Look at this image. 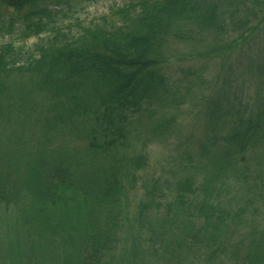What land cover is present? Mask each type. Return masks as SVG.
<instances>
[{"label": "trees", "instance_id": "1", "mask_svg": "<svg viewBox=\"0 0 264 264\" xmlns=\"http://www.w3.org/2000/svg\"><path fill=\"white\" fill-rule=\"evenodd\" d=\"M76 1L0 0V8L15 11L39 2L50 3L20 23L0 14V38L12 37L18 31L20 41L18 45L13 41L0 45V115L13 109L15 102L27 99L34 120L42 114L35 127L43 128L32 137L33 150L27 162L20 166L14 162V166L13 152L0 153V202L15 203L23 197L30 206L18 209L22 226L31 229L29 235L36 234L47 245L60 238L65 251L87 252L85 264H100L118 242L119 230L125 228L124 188L133 189L135 175L148 165L144 155L131 154L135 128L143 127L142 120H146L155 139L168 134L174 125V118L167 119L162 113L164 107L172 109L176 97L169 93L162 72L167 63V41L188 42L204 33L219 35L225 30L227 11L236 9L232 0H135L112 10L109 18L85 27L77 25L79 35L71 37L54 26L53 18L63 6L71 7ZM258 11H264V2L259 3ZM44 34L46 39L40 38ZM29 39H36V43L27 49L24 45ZM263 132L264 110L248 120L239 119L220 146L221 155L217 153L211 161L216 170L200 186L204 201L190 213L186 205L187 196L195 195L193 182H177L176 205L172 206L175 213L167 215L160 227L171 224L169 217L187 215L193 218V226L200 224L198 229L201 224L203 229L209 226V243L221 229L232 233L244 226L242 210L228 222V215L213 206L220 197L213 198L212 190L216 184L223 185L221 177L234 170L238 156L250 147L264 146ZM263 158L264 152L261 161ZM6 163L9 166L4 174ZM157 189L154 186L147 195L149 201L139 219L152 211L150 207L156 210L152 218L159 214L163 195ZM187 230L189 226L183 233ZM199 234L191 230L186 241L196 244ZM246 240L243 255H239L240 246H230L233 263L263 264L264 230L257 234L252 229ZM227 253L224 242L204 254L203 261L221 264Z\"/></svg>", "mask_w": 264, "mask_h": 264}, {"label": "rangeland", "instance_id": "2", "mask_svg": "<svg viewBox=\"0 0 264 264\" xmlns=\"http://www.w3.org/2000/svg\"><path fill=\"white\" fill-rule=\"evenodd\" d=\"M134 1L77 0L71 7H62L53 18L54 26L64 34L77 37L79 25L85 27L101 18H109L112 10ZM261 2L264 0H232L236 12L227 11L225 30L219 35L204 33L188 42L167 41L164 50L167 63L162 72L168 80L169 93L174 92L176 97L172 109L164 107L162 113L167 119L173 117L174 125L168 134L155 139L150 136V124L146 120H142L143 127L135 128L130 141L131 154L144 155L148 165L135 175L133 189L124 188L121 201L125 228L119 230L118 242L103 255L100 264H211L203 261L204 254L212 253L224 242L228 253L222 257L221 264H234L230 246H240L238 252L243 255L251 230L257 234L264 230V158L260 159L264 146L261 145L254 149L248 147L247 153L238 156L234 170L226 174L228 178L221 177L223 185L216 184L212 190L213 198L220 197L213 206L228 215V222L242 210L244 226L234 227L232 233L221 229L209 243L206 242L212 232L209 226L203 229L201 224L198 229L200 224L193 226V218L187 215L169 217L167 221L171 224L166 223L164 229L160 227L167 215L175 213L172 206L176 205L174 196L178 193L174 187L177 182L185 179L193 182L195 195L187 196L186 205L192 213L205 199L200 186L211 171L216 170L211 161L221 153L219 149L225 138L232 134L239 119L248 120L264 110V11H258ZM49 4L39 2L20 11L1 7L0 14L20 23L26 15L43 10ZM246 19L247 24H241ZM45 36L40 38L46 39ZM11 41L20 44L18 31L12 37L0 38V45ZM35 43L36 39H29L24 46L30 49ZM180 98L181 105L178 104ZM28 103L27 99L15 102L13 109L0 115V153L13 152L12 165L27 162L33 150L32 137L43 130L40 125L35 127L42 114L34 120ZM153 116L156 119L157 115ZM262 136L264 140V132ZM144 141L146 145L142 147ZM7 166L8 163L4 164L2 173L6 174ZM154 186L163 195L159 200L160 212L152 218L156 210L150 207L152 211L141 220L139 215L148 204L147 195ZM21 206H30L23 197L15 203L0 202V264H85L88 253L65 251L60 238L47 245L36 234L29 235L31 229L21 224L18 209ZM186 226L189 230L183 233ZM191 230L200 232L199 241L193 245L186 241ZM177 257L182 260L177 262Z\"/></svg>", "mask_w": 264, "mask_h": 264}]
</instances>
